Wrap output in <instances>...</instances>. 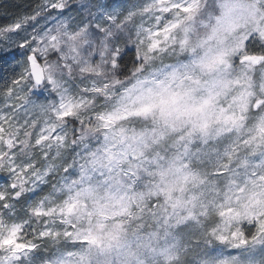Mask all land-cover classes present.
<instances>
[{
	"label": "snow or ice",
	"instance_id": "6c2138e0",
	"mask_svg": "<svg viewBox=\"0 0 264 264\" xmlns=\"http://www.w3.org/2000/svg\"><path fill=\"white\" fill-rule=\"evenodd\" d=\"M0 9V264H264V0Z\"/></svg>",
	"mask_w": 264,
	"mask_h": 264
},
{
	"label": "trees",
	"instance_id": "16d2710c",
	"mask_svg": "<svg viewBox=\"0 0 264 264\" xmlns=\"http://www.w3.org/2000/svg\"><path fill=\"white\" fill-rule=\"evenodd\" d=\"M4 2V0H0V3ZM6 2L10 5V11L22 13L26 11L27 6L33 2V0H6ZM19 6V7H17ZM7 22L4 17L3 9H0V24Z\"/></svg>",
	"mask_w": 264,
	"mask_h": 264
}]
</instances>
